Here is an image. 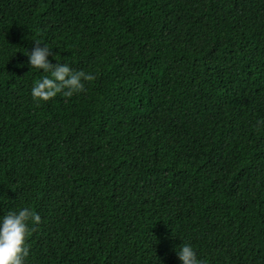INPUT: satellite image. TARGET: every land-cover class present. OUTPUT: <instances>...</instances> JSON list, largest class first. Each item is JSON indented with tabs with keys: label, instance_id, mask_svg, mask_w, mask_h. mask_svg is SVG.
<instances>
[{
	"label": "trees",
	"instance_id": "obj_1",
	"mask_svg": "<svg viewBox=\"0 0 264 264\" xmlns=\"http://www.w3.org/2000/svg\"><path fill=\"white\" fill-rule=\"evenodd\" d=\"M35 40L84 92L32 99ZM262 121L264 0H0V215H40L26 264H181L183 242L264 264Z\"/></svg>",
	"mask_w": 264,
	"mask_h": 264
},
{
	"label": "clouds",
	"instance_id": "obj_2",
	"mask_svg": "<svg viewBox=\"0 0 264 264\" xmlns=\"http://www.w3.org/2000/svg\"><path fill=\"white\" fill-rule=\"evenodd\" d=\"M31 51L27 50L30 68L43 72L31 87V96L37 104L47 102L57 96L72 97L86 90L85 81H92V73L77 70L68 63L57 61L56 52L47 43L35 40ZM51 57V59H50ZM55 61V62H53ZM264 123V121L260 122ZM40 215L31 207H21L0 215V264H26L30 255L27 238L30 224H39ZM176 254L181 264H206L191 243L180 244Z\"/></svg>",
	"mask_w": 264,
	"mask_h": 264
}]
</instances>
